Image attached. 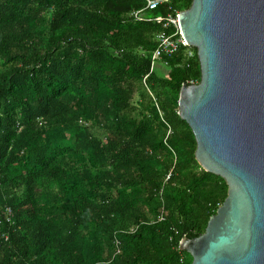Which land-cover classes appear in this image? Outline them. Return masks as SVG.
I'll return each mask as SVG.
<instances>
[{
	"label": "trees",
	"instance_id": "trees-1",
	"mask_svg": "<svg viewBox=\"0 0 264 264\" xmlns=\"http://www.w3.org/2000/svg\"><path fill=\"white\" fill-rule=\"evenodd\" d=\"M145 6L0 0V264L192 263L180 241L205 232L228 184L179 114L198 49L150 72L157 33L175 28L137 20Z\"/></svg>",
	"mask_w": 264,
	"mask_h": 264
},
{
	"label": "water",
	"instance_id": "water-1",
	"mask_svg": "<svg viewBox=\"0 0 264 264\" xmlns=\"http://www.w3.org/2000/svg\"><path fill=\"white\" fill-rule=\"evenodd\" d=\"M178 18L201 70L183 84L179 114L198 162L228 184L205 232L180 248L191 264H264V0H192Z\"/></svg>",
	"mask_w": 264,
	"mask_h": 264
},
{
	"label": "built area",
	"instance_id": "built-area-1",
	"mask_svg": "<svg viewBox=\"0 0 264 264\" xmlns=\"http://www.w3.org/2000/svg\"><path fill=\"white\" fill-rule=\"evenodd\" d=\"M146 6L143 9L135 10L132 14L137 20H154L158 22H162L165 27H174L175 31L171 34L166 33L165 31H160L156 35L157 39V47L153 53L152 56V65H151V71L154 70V68L157 66V64L162 61L164 64H168L166 60H164V56L172 55L176 53V51L181 47H186L188 58L192 59L196 57V52L193 48V46H189L187 41L182 35L179 18H178V12L176 14L168 13L167 15H158L155 17L148 18L144 14V11L146 9H155L158 8L161 4L169 1V0H145ZM150 75V73L146 74L143 78V82L145 85H147V78ZM191 83H198L195 81H192ZM11 210L9 209V213ZM164 217H160V220H163ZM117 247L118 251L119 249V242L117 241Z\"/></svg>",
	"mask_w": 264,
	"mask_h": 264
}]
</instances>
